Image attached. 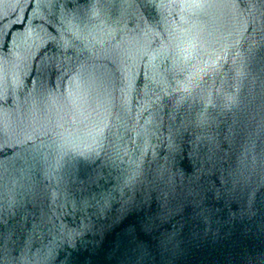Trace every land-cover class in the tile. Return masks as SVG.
I'll use <instances>...</instances> for the list:
<instances>
[{
	"label": "water",
	"instance_id": "95a60500",
	"mask_svg": "<svg viewBox=\"0 0 264 264\" xmlns=\"http://www.w3.org/2000/svg\"><path fill=\"white\" fill-rule=\"evenodd\" d=\"M0 80V264H264V0H0Z\"/></svg>",
	"mask_w": 264,
	"mask_h": 264
},
{
	"label": "snow or ice",
	"instance_id": "6c2138e0",
	"mask_svg": "<svg viewBox=\"0 0 264 264\" xmlns=\"http://www.w3.org/2000/svg\"><path fill=\"white\" fill-rule=\"evenodd\" d=\"M11 36V33H9V37ZM3 82L2 80H0V101H3L4 99V91H3Z\"/></svg>",
	"mask_w": 264,
	"mask_h": 264
}]
</instances>
